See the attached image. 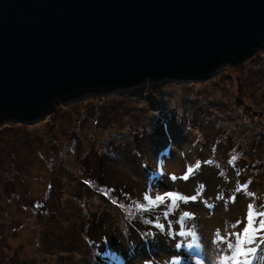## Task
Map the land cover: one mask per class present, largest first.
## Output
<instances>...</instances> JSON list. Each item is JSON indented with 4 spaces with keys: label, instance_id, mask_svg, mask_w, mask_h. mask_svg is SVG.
<instances>
[{
    "label": "rangeland",
    "instance_id": "rangeland-1",
    "mask_svg": "<svg viewBox=\"0 0 264 264\" xmlns=\"http://www.w3.org/2000/svg\"><path fill=\"white\" fill-rule=\"evenodd\" d=\"M161 160L164 175L155 176ZM199 183L202 195L181 207L205 227L242 215L252 199L243 185L264 193V47L205 79L88 91L40 118L1 121L0 264H112V253L149 264L153 255H185L154 227L149 247L142 226L129 225L126 238L119 205L149 188L195 195Z\"/></svg>",
    "mask_w": 264,
    "mask_h": 264
},
{
    "label": "water",
    "instance_id": "water-1",
    "mask_svg": "<svg viewBox=\"0 0 264 264\" xmlns=\"http://www.w3.org/2000/svg\"><path fill=\"white\" fill-rule=\"evenodd\" d=\"M264 47V0H0V122L88 91L205 79Z\"/></svg>",
    "mask_w": 264,
    "mask_h": 264
},
{
    "label": "clouds",
    "instance_id": "clouds-1",
    "mask_svg": "<svg viewBox=\"0 0 264 264\" xmlns=\"http://www.w3.org/2000/svg\"><path fill=\"white\" fill-rule=\"evenodd\" d=\"M241 155L242 153L232 155L229 163ZM156 172L161 176L164 175L162 160L158 163ZM220 175L225 174L221 171ZM248 183L250 184L251 181ZM247 187L248 185H245V194L252 199L243 208L241 216L235 218L226 216L220 223L206 227L197 221L194 212L181 207L182 204L186 205L189 202L186 195L174 189L162 195L159 189L153 191L149 188L138 197H129L128 203L119 205L124 213L122 231L128 238L129 225L132 227L139 225L146 230L141 232V229L137 228L138 232L147 237H154L155 233L152 230L154 227L169 238L166 242L176 253H185V255H153L150 264H182V260L183 264H264V248L261 247L264 245V193L258 195L256 192L247 191ZM204 190L205 184L199 183L192 198L201 196ZM223 198L224 193L220 192L218 199ZM257 201L260 203L258 204ZM165 204L166 207L161 209L160 206ZM245 220L244 227L239 229V225ZM164 222L168 224L167 232ZM177 237L182 239L177 241ZM171 241L176 242L172 244ZM127 246L129 257H134L135 242ZM111 257H115L119 264H126L123 257L115 253H112Z\"/></svg>",
    "mask_w": 264,
    "mask_h": 264
},
{
    "label": "snow or ice",
    "instance_id": "snow-or-ice-1",
    "mask_svg": "<svg viewBox=\"0 0 264 264\" xmlns=\"http://www.w3.org/2000/svg\"><path fill=\"white\" fill-rule=\"evenodd\" d=\"M206 163H208V164H212L213 162H210V160H208V161H206ZM195 168H196V169H199V168H200V163H199V162H198V164L196 163ZM193 171H194V169H193L191 166H189L188 169H187V174H185V175H184L183 177H181V178L184 179V180H187V179L189 178V175L192 174ZM172 179L175 180L176 177L173 176ZM245 185H247V184H245ZM245 185L242 186V189H241V190H245ZM186 196L189 198V200H191V201H193V202L197 201L198 198L200 197V196H197L195 199H193V198H192L193 195H191V196L186 195ZM231 199H232L233 202H235V199H236V198H235V197H231Z\"/></svg>",
    "mask_w": 264,
    "mask_h": 264
},
{
    "label": "bare ground",
    "instance_id": "bare-ground-1",
    "mask_svg": "<svg viewBox=\"0 0 264 264\" xmlns=\"http://www.w3.org/2000/svg\"><path fill=\"white\" fill-rule=\"evenodd\" d=\"M131 88H133V87H131ZM124 89H127V88H118L117 90H124ZM117 90H115V91H117ZM147 240H148V238L145 239V243L147 242ZM153 241H155V240H152L151 245L154 244ZM151 248H152V247H151ZM136 259H137V258H136Z\"/></svg>",
    "mask_w": 264,
    "mask_h": 264
},
{
    "label": "trees",
    "instance_id": "trees-1",
    "mask_svg": "<svg viewBox=\"0 0 264 264\" xmlns=\"http://www.w3.org/2000/svg\"><path fill=\"white\" fill-rule=\"evenodd\" d=\"M109 250V249H108ZM110 251V250H109Z\"/></svg>",
    "mask_w": 264,
    "mask_h": 264
}]
</instances>
